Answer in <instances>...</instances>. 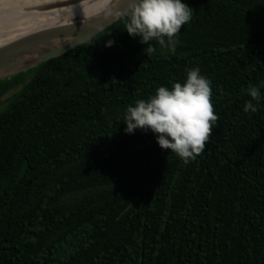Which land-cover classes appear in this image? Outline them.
I'll return each mask as SVG.
<instances>
[{"label":"trees","instance_id":"obj_1","mask_svg":"<svg viewBox=\"0 0 264 264\" xmlns=\"http://www.w3.org/2000/svg\"><path fill=\"white\" fill-rule=\"evenodd\" d=\"M181 2L174 53L117 19L0 77V264H264V0ZM193 67L219 120L184 164L123 121Z\"/></svg>","mask_w":264,"mask_h":264},{"label":"clouds","instance_id":"obj_2","mask_svg":"<svg viewBox=\"0 0 264 264\" xmlns=\"http://www.w3.org/2000/svg\"><path fill=\"white\" fill-rule=\"evenodd\" d=\"M111 3L112 0H103L109 14L113 12ZM114 15L124 22L130 36H139L140 43L148 45L147 54L155 51L150 44L153 40L174 53L180 43L178 32L192 19L193 9L181 0H130L126 10H118ZM112 43L108 41L107 46ZM210 84L199 67L187 69L183 84L160 86L148 99H138L134 106H128L123 121L125 132L150 129L161 149L171 150L184 164L194 161L203 153L219 120L213 109ZM246 91L251 99L245 101L244 111L255 113L257 106L253 101H261L260 89L249 85Z\"/></svg>","mask_w":264,"mask_h":264},{"label":"bare ground","instance_id":"obj_3","mask_svg":"<svg viewBox=\"0 0 264 264\" xmlns=\"http://www.w3.org/2000/svg\"><path fill=\"white\" fill-rule=\"evenodd\" d=\"M15 1L0 0V45L37 30L92 21L108 13L103 7V0H78L63 7H61L62 0L50 5H44V0H30L28 10L24 9V5L17 6ZM117 1L112 0L109 6L113 8ZM70 40L73 39L60 38L39 42L28 49L14 53L13 57L17 55L20 59V64L14 70L35 63ZM6 72L10 70L0 72V74Z\"/></svg>","mask_w":264,"mask_h":264},{"label":"water","instance_id":"obj_4","mask_svg":"<svg viewBox=\"0 0 264 264\" xmlns=\"http://www.w3.org/2000/svg\"><path fill=\"white\" fill-rule=\"evenodd\" d=\"M129 3L130 0H118L112 8L113 12L111 14L106 13L101 18L87 22L65 24L52 28L37 30L26 35L20 36L3 45H0V72L10 70V72L0 74V77L12 75L17 72L31 68L49 58L58 56L70 50L71 48L83 43L84 41L88 40L89 38L100 32L102 29L116 21L117 19L115 18L114 13L118 10H126L128 8ZM60 38H72L74 40L68 45L54 50L48 53L47 55L41 57L35 63L24 68L14 70L20 64L19 56L16 55L14 58V53L22 49H28V47H30L31 45H34L39 42Z\"/></svg>","mask_w":264,"mask_h":264},{"label":"rangeland","instance_id":"obj_5","mask_svg":"<svg viewBox=\"0 0 264 264\" xmlns=\"http://www.w3.org/2000/svg\"><path fill=\"white\" fill-rule=\"evenodd\" d=\"M29 1L30 0H16L15 4L19 7H22L24 5L25 6L24 9L28 10V9H30V7L28 6ZM57 1L58 0H44L43 4L44 5H50V4H53ZM75 1H78V0H62L61 7L65 6L69 3L75 2ZM13 91H15V89L10 90L5 96H10L13 93Z\"/></svg>","mask_w":264,"mask_h":264}]
</instances>
